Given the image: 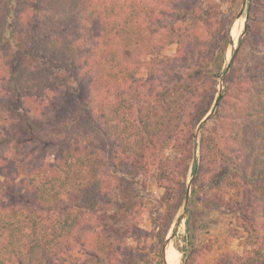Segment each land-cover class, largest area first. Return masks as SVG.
I'll return each instance as SVG.
<instances>
[{
	"label": "trees",
	"instance_id": "trees-1",
	"mask_svg": "<svg viewBox=\"0 0 264 264\" xmlns=\"http://www.w3.org/2000/svg\"><path fill=\"white\" fill-rule=\"evenodd\" d=\"M223 1L0 0V264H145L140 218L176 214L147 181L183 198L197 151L249 246L214 264H264V0L219 91Z\"/></svg>",
	"mask_w": 264,
	"mask_h": 264
},
{
	"label": "rangeland",
	"instance_id": "rangeland-1",
	"mask_svg": "<svg viewBox=\"0 0 264 264\" xmlns=\"http://www.w3.org/2000/svg\"><path fill=\"white\" fill-rule=\"evenodd\" d=\"M243 2L244 0H224L222 4L224 15H235L228 29L229 33L232 24L235 22L231 32V37L235 41V48L230 45L229 39L225 56L223 58L218 56L215 61L214 65L222 67L219 79V91L224 88L222 81L223 71L231 61L233 49L235 50L239 46L240 39L244 36V28L249 11V0L245 4L243 15L239 19H235L243 7ZM176 51L177 44H172L163 49L162 52L172 55ZM169 153L172 154L173 152L169 151ZM199 155V151H197L195 158L197 157L198 159ZM195 158L192 159L190 169L185 178L186 193L193 177L194 180L191 185L187 211L179 227H177L176 219L182 211L186 193L181 198L180 193L174 192L172 188L166 190L159 187L153 176H150L147 181V189L151 194V199L158 200L160 211L163 213L176 212L171 229L166 236L167 238L175 234L167 249L168 264H214L218 257L227 254L243 255L247 247H249L240 238L241 231L237 226L235 214L225 208L214 207L207 202V199H201L203 198L202 194H199V196L195 194V174L192 172ZM151 205L155 204L152 203ZM140 227L144 231V234L140 241L133 242V245H136L148 257L145 264H161L162 249L165 241L163 244H160L156 236L159 228L155 226L148 212L140 218Z\"/></svg>",
	"mask_w": 264,
	"mask_h": 264
},
{
	"label": "water",
	"instance_id": "water-1",
	"mask_svg": "<svg viewBox=\"0 0 264 264\" xmlns=\"http://www.w3.org/2000/svg\"><path fill=\"white\" fill-rule=\"evenodd\" d=\"M246 2H247V0H244L242 9L236 15V18H235L236 20L239 19L243 15ZM234 23L232 24V27H231V29L229 31V35H230V45L235 48V41L231 37V32H232ZM233 52H234V49H233ZM206 120H207V117H205L203 119V121L201 122V124L198 127V131H197V134H196V137H195L197 143L199 142L200 131H201L202 125H203V123ZM193 180H194V177L191 179V181L189 183V186H188V189H187V193H186V197H185V203L183 205L182 211H181V213L178 215V217L176 219L177 227L180 226L181 221H182V219L184 217V214L187 211L188 202H189V198H190V190H191V185L193 183ZM174 236H175V234H172L171 236H169V237H167L165 239V242H164V245H163V249H162V255H161V264H168V261H167V249L169 248L170 243H171V241H172V239H173Z\"/></svg>",
	"mask_w": 264,
	"mask_h": 264
}]
</instances>
